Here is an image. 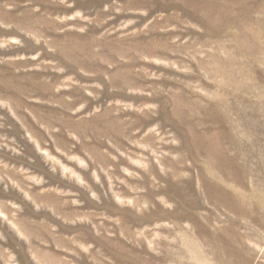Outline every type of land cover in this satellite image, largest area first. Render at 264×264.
<instances>
[{
	"label": "rangeland",
	"instance_id": "rangeland-1",
	"mask_svg": "<svg viewBox=\"0 0 264 264\" xmlns=\"http://www.w3.org/2000/svg\"><path fill=\"white\" fill-rule=\"evenodd\" d=\"M0 264H264V0H0Z\"/></svg>",
	"mask_w": 264,
	"mask_h": 264
}]
</instances>
